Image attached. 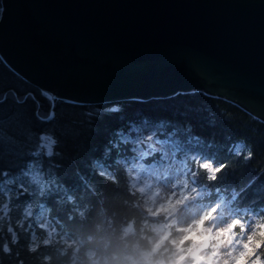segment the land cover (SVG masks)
Masks as SVG:
<instances>
[{
    "label": "clouds",
    "instance_id": "1",
    "mask_svg": "<svg viewBox=\"0 0 264 264\" xmlns=\"http://www.w3.org/2000/svg\"><path fill=\"white\" fill-rule=\"evenodd\" d=\"M164 131L160 121L109 140L100 156L81 144L71 157L40 134L26 149L35 159L3 173L0 264H264V192L246 200L245 187L227 183L228 163L180 154Z\"/></svg>",
    "mask_w": 264,
    "mask_h": 264
},
{
    "label": "water",
    "instance_id": "2",
    "mask_svg": "<svg viewBox=\"0 0 264 264\" xmlns=\"http://www.w3.org/2000/svg\"><path fill=\"white\" fill-rule=\"evenodd\" d=\"M0 56L80 102L200 89L264 120V0H1Z\"/></svg>",
    "mask_w": 264,
    "mask_h": 264
},
{
    "label": "trees",
    "instance_id": "3",
    "mask_svg": "<svg viewBox=\"0 0 264 264\" xmlns=\"http://www.w3.org/2000/svg\"><path fill=\"white\" fill-rule=\"evenodd\" d=\"M41 92L39 86L15 72L0 56V188L6 179L5 171L11 176L23 166V160L35 159L27 155L26 149L29 145V151L35 148L42 133L50 132L64 142L63 148L57 150L69 157L81 144L85 154L100 156L109 140L117 143L118 138L138 137L164 121L166 131L161 135L178 153H196L216 163H228L227 183L245 187L246 200L253 199L255 189L264 192V120L231 99L200 89L100 102L60 97L64 104L57 103L56 117L48 121L37 116V112L47 115L49 110V101ZM33 99L40 102L39 109ZM113 106L122 110L105 111ZM248 150L253 153L250 160L234 157L235 151ZM41 159L48 167L49 161ZM64 163L79 166V160L75 165Z\"/></svg>",
    "mask_w": 264,
    "mask_h": 264
},
{
    "label": "snow or ice",
    "instance_id": "4",
    "mask_svg": "<svg viewBox=\"0 0 264 264\" xmlns=\"http://www.w3.org/2000/svg\"><path fill=\"white\" fill-rule=\"evenodd\" d=\"M41 95L45 97L49 101V110L47 115H40L39 112H37V116L41 120H48L51 121L56 117V105L57 103H62L64 104L63 100L60 97L57 96H50L48 92L42 91ZM28 97H31V94L29 93L27 95ZM20 99H17V103H19ZM33 102L36 104L37 109L40 108V102L37 101L36 99H33Z\"/></svg>",
    "mask_w": 264,
    "mask_h": 264
}]
</instances>
